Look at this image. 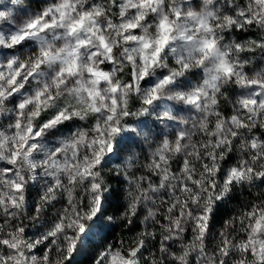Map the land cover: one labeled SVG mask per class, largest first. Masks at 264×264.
I'll return each mask as SVG.
<instances>
[{"label":"clouds","instance_id":"1","mask_svg":"<svg viewBox=\"0 0 264 264\" xmlns=\"http://www.w3.org/2000/svg\"><path fill=\"white\" fill-rule=\"evenodd\" d=\"M0 264H264V0H0Z\"/></svg>","mask_w":264,"mask_h":264},{"label":"trees","instance_id":"2","mask_svg":"<svg viewBox=\"0 0 264 264\" xmlns=\"http://www.w3.org/2000/svg\"><path fill=\"white\" fill-rule=\"evenodd\" d=\"M218 214L222 215V214H223V212H220V213H218Z\"/></svg>","mask_w":264,"mask_h":264},{"label":"rangeland","instance_id":"3","mask_svg":"<svg viewBox=\"0 0 264 264\" xmlns=\"http://www.w3.org/2000/svg\"><path fill=\"white\" fill-rule=\"evenodd\" d=\"M222 212V211H221ZM220 214H218V216H219Z\"/></svg>","mask_w":264,"mask_h":264},{"label":"snow or ice","instance_id":"4","mask_svg":"<svg viewBox=\"0 0 264 264\" xmlns=\"http://www.w3.org/2000/svg\"><path fill=\"white\" fill-rule=\"evenodd\" d=\"M13 39H15V38H13ZM58 227H59V225H58Z\"/></svg>","mask_w":264,"mask_h":264}]
</instances>
